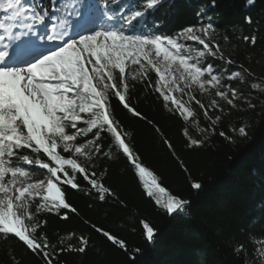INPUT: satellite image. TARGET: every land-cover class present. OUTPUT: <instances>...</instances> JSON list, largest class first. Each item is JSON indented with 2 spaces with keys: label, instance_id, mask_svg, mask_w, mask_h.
Wrapping results in <instances>:
<instances>
[{
  "label": "snow or ice",
  "instance_id": "snow-or-ice-1",
  "mask_svg": "<svg viewBox=\"0 0 264 264\" xmlns=\"http://www.w3.org/2000/svg\"><path fill=\"white\" fill-rule=\"evenodd\" d=\"M163 3L139 0L138 7L129 10L120 0L88 4L76 0L61 10L53 0L48 5L42 0H0L4 14L0 18V242L22 250L18 255L16 247L10 248L9 264H24V254L37 258L38 264H64V255H87L94 247L93 234L127 254L126 240L86 217L80 219L84 225L80 231L49 236L45 230V214L63 221L81 217L80 209L67 198L69 190L82 194L90 211L126 208L107 183L111 163L121 159L134 170L155 205L169 215L186 210L191 201L161 185L116 114L119 107L145 122L176 158L167 134L133 101L137 87L156 94L165 110L181 121L180 135L188 148L204 147L209 133L224 127L226 110L227 116L233 111H257L264 98V78L236 64L231 54L225 55L222 42L213 38L216 26L210 21L174 35L162 34L158 28L137 31V25L142 26ZM246 4L254 6L256 0ZM244 23L257 25L240 37L255 48L260 22L246 16ZM230 39L225 34L223 42ZM259 115L264 117V105ZM199 117L205 118L204 126ZM249 126L231 131L247 138ZM219 135L234 142L229 132ZM189 184L194 190L202 188L195 179ZM138 222L145 240L153 241L155 229L146 220ZM232 251L240 264H264V233L249 232L247 242L234 243Z\"/></svg>",
  "mask_w": 264,
  "mask_h": 264
},
{
  "label": "trees",
  "instance_id": "trees-1",
  "mask_svg": "<svg viewBox=\"0 0 264 264\" xmlns=\"http://www.w3.org/2000/svg\"><path fill=\"white\" fill-rule=\"evenodd\" d=\"M75 2L53 0L61 10ZM79 2L88 4L91 0ZM138 2L120 0L121 6L129 10L136 9ZM42 3L48 5L49 0ZM246 16L260 22L255 48L240 39L257 27L255 23L245 24ZM209 21L216 26L217 40L222 42L225 55L231 54L236 64L257 66L264 59V0H256L254 6H248L246 0H164L161 7L148 14L142 26L137 25V31L155 32L158 28L162 34L174 35L185 27ZM225 34L231 38L228 43L223 42ZM261 76L264 78V65ZM133 101H138V110L167 134L176 148V158L150 126L117 107L116 114L131 133L135 150L163 187L191 203L182 213L167 214L145 195L142 182L123 159L113 162L107 183L126 208L105 206L90 211L82 194L69 190L67 198L80 209L81 217L63 221L45 214V230L49 236L69 229L80 231L84 229L80 219L86 217L126 240L127 254L93 234L94 247L86 256L64 255L61 260L64 264H240L233 254V244L246 243L249 232L264 233V117L259 115L264 98L258 101L255 113L242 110L226 114L224 127L209 133L208 143L201 148L184 144L181 121L165 110L156 94L137 87ZM198 119L201 126L206 124L205 118ZM244 124H250L247 138L231 131ZM220 131L229 132L234 142L221 137ZM190 179L201 182L202 188L192 189ZM141 219L155 229L153 241L145 240L138 222ZM11 247H16L18 255L22 251L16 245L0 242V264H9ZM24 264H38V259L24 254Z\"/></svg>",
  "mask_w": 264,
  "mask_h": 264
},
{
  "label": "rangeland",
  "instance_id": "rangeland-1",
  "mask_svg": "<svg viewBox=\"0 0 264 264\" xmlns=\"http://www.w3.org/2000/svg\"><path fill=\"white\" fill-rule=\"evenodd\" d=\"M91 19L93 20V17H91ZM213 38L215 39V40H217V34L216 33H214V35H213ZM189 44H193V42H188ZM193 46H197L198 47V45H194L193 44ZM227 56V55H226ZM209 60H210V62L211 63H213V64H216V65H219V61H217V60H212L211 58H209ZM264 65V59L263 60H261L260 61V63H259V65H257V66H245V67H247V68H249L250 69V71H252V73H253V76H255V77H262L261 76V67ZM233 67H235V65L233 66ZM263 78V77H262ZM245 92H249L250 91V89L246 86L245 87ZM252 91V94L254 95V92H256V90H251ZM177 95L179 96L180 94L179 93H177ZM183 99H185V100H187V97L185 96V97H183ZM235 111H233L232 113H234ZM226 114H227V110H226Z\"/></svg>",
  "mask_w": 264,
  "mask_h": 264
}]
</instances>
